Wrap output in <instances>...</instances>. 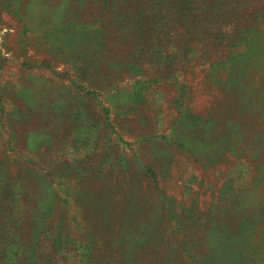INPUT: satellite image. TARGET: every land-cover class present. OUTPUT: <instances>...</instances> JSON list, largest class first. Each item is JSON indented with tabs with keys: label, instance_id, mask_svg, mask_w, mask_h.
I'll use <instances>...</instances> for the list:
<instances>
[{
	"label": "rangeland",
	"instance_id": "rangeland-1",
	"mask_svg": "<svg viewBox=\"0 0 264 264\" xmlns=\"http://www.w3.org/2000/svg\"><path fill=\"white\" fill-rule=\"evenodd\" d=\"M236 1L150 62L101 1L0 0V264H264V0Z\"/></svg>",
	"mask_w": 264,
	"mask_h": 264
},
{
	"label": "trees",
	"instance_id": "trees-1",
	"mask_svg": "<svg viewBox=\"0 0 264 264\" xmlns=\"http://www.w3.org/2000/svg\"><path fill=\"white\" fill-rule=\"evenodd\" d=\"M108 5L112 10L108 22H120L127 33L136 38L132 43L133 49L145 51L146 58L152 62L159 59L161 50L174 42V39L182 38L185 34L186 41L196 40L204 36L206 27L218 24L217 19L232 13L236 8V0H97ZM179 18L182 20L180 21ZM257 18L253 16L252 21ZM95 35V34H94ZM93 35V36H94ZM244 39V36H242ZM98 38L95 43L96 50L105 45ZM135 43V44H134ZM169 43V44H168ZM134 44V45H133ZM146 47L147 49H144ZM136 48V49H135ZM142 48L144 50H142ZM138 53V51H137ZM144 53V52H143ZM139 54V53H138ZM156 59V61H157ZM93 62H97L92 60ZM97 71V66L93 67ZM185 118H195L186 111ZM9 215L3 212V215ZM9 216H4L3 225H8ZM41 218V217H40ZM2 220V219H1ZM3 221V220H2ZM39 221V220H38ZM36 230L34 227L33 231ZM2 232L5 228L2 227ZM1 236V234H0ZM213 238L218 240L215 234ZM214 239V240H215ZM209 251V250H208ZM187 250L189 262L192 264H205L214 262V259L222 257L221 251L215 248L209 252ZM2 246L0 244V253ZM32 258V256H30ZM36 261V259H34ZM36 264V263H34Z\"/></svg>",
	"mask_w": 264,
	"mask_h": 264
}]
</instances>
